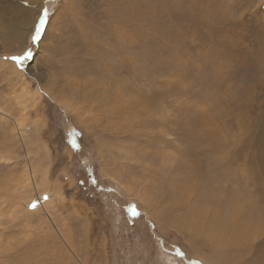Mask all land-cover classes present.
<instances>
[{
  "label": "rangeland",
  "instance_id": "374dc122",
  "mask_svg": "<svg viewBox=\"0 0 264 264\" xmlns=\"http://www.w3.org/2000/svg\"><path fill=\"white\" fill-rule=\"evenodd\" d=\"M1 154L0 264H264V0H0Z\"/></svg>",
  "mask_w": 264,
  "mask_h": 264
},
{
  "label": "trees",
  "instance_id": "16d2710c",
  "mask_svg": "<svg viewBox=\"0 0 264 264\" xmlns=\"http://www.w3.org/2000/svg\"><path fill=\"white\" fill-rule=\"evenodd\" d=\"M47 98V97H46ZM48 100V104H50L51 102H53V101H51V100H49V99H47ZM52 109L53 110H55V106L54 105H52ZM63 110V109H62ZM61 110V112L63 113V115L65 116V118H67V120L68 121H71V116L67 113H65L64 112V110L62 111ZM53 115L54 114H51L50 115V117H53ZM73 133L77 136L76 137V139H78V138H81L82 139V141L80 140L79 142H80V144H79V146H81V145H86L87 144V142H86V140L84 139V138H82V129H80V128H78V127H74V129H73ZM78 142V143H79ZM71 144H73V143H71ZM76 144V143H75ZM74 146V145H73ZM75 153H74V158H78V156L81 154V152L80 151H78V150H75L74 151ZM93 171H94V173H96V170H94L93 169ZM92 171H89V169H81V170H74V171H72V174L76 177V179H77V181H78V184H79V188H80V190L82 191V192H86L87 190H88V186H90L89 185V182H91L90 180L92 179V176H93V173H91ZM91 178V179H90ZM93 181V180H92ZM99 181H100V179H99V177H97V179H96V181H95V184H94V187H96L97 185H99ZM89 194H90V196H89V198L91 199V200H94V201H96V199H97V197H95V196H93V194H91V192H89ZM117 203H119V205H123L122 203H123V201L122 200H120L119 202H117ZM118 205V206H119ZM125 209V208H124ZM147 222V221H146ZM148 223V226H149V229H151V227H150V222L148 221L147 222ZM134 225V224H133ZM152 230V229H151ZM148 235L150 236V233H148ZM152 236L154 235L153 234V232H152V234H151ZM156 240V237L154 236V241ZM160 249L161 250H164L163 248H161L160 247ZM193 263H196V264H200V263H198L197 261H195V260H193L192 261Z\"/></svg>",
  "mask_w": 264,
  "mask_h": 264
},
{
  "label": "bare ground",
  "instance_id": "6f19581e",
  "mask_svg": "<svg viewBox=\"0 0 264 264\" xmlns=\"http://www.w3.org/2000/svg\"><path fill=\"white\" fill-rule=\"evenodd\" d=\"M7 64V63H6ZM30 92H26V91H23L22 93H21V95L19 96V99H22V101L23 102H26V100H27V98H29L28 97V95L30 96ZM16 121V120H15ZM15 127V132H16V135L18 136V138L21 140V143L22 144H28L29 143V134H28V132L29 131H27L26 130V125H25V123L23 122V121H17V123H16V125L14 126ZM33 145H34V143H33ZM1 156V159L3 160V161H6V157H5V154H1L0 155ZM13 156V155H12ZM11 160V159H10ZM2 162V161H1ZM31 172V171H30ZM35 172H36V170H35ZM29 173V172H28ZM14 175V174H13ZM41 175H42V181H43V185L47 188V182H49L48 181V178H47V174H46V170H45V172H44V174L43 173H41ZM12 176V175H11ZM27 178V177H26ZM33 180H36V178L35 179H33ZM29 182V181H28ZM24 183V182H23ZM35 182H33V184H34ZM28 184H30V182L28 183ZM26 185V184H25ZM36 185V184H35ZM34 185V186H35ZM28 186H30V185H28ZM28 186H26V187H28ZM18 187H19V185H18ZM30 188V187H29ZM33 188V187H32ZM27 189V188H26ZM37 189V188H36ZM36 189H33V190H35V191H37ZM44 189V188H43ZM30 190V189H29ZM28 190V191H29ZM30 191H32V190H30ZM30 193V192H29ZM43 193V192H42ZM56 193V192H55ZM32 196V195H31ZM10 198V197H9ZM12 198H13V200H14V204L17 206V207H20V206H23V207H25V206H27L31 201H32V197H30L27 201H25L23 204H22V202L20 201L21 199V196H17V197H15V194L13 193V195H12ZM61 198V197H60ZM41 199V198H40ZM0 200H2V199H0ZM24 200V199H23ZM230 201V200H229ZM41 203V202H40ZM221 203V202H220ZM225 203H227V202H225ZM1 204H3V203H1ZM15 205H14V208H15ZM228 206V205H227ZM12 207V206H11ZM28 207V206H27ZM16 209V208H15ZM27 209V208H26ZM218 210V209H217ZM222 210V209H221ZM16 211V210H15ZM218 212V211H217ZM16 217V216H15ZM14 217V218H15ZM208 219V218H207ZM211 222H213L212 220H211ZM217 222H219V221H217ZM232 224V223H231ZM233 225V224H232ZM217 226V225H216ZM242 231V230H241ZM240 235V234H239ZM242 235V234H241ZM244 235H245V233H244ZM246 235H248V234H246ZM238 236V235H237ZM237 236H236V239H237ZM231 237V236H230ZM61 238H63V237H61ZM245 238H246V236H245ZM232 239H234L233 237H232ZM239 239V238H238ZM228 242V241H227ZM237 242H238V240H237ZM10 250V249H9ZM261 256L262 255H260L258 258L260 259L261 258ZM264 257V256H263ZM262 257V258H263ZM258 259V260H259ZM204 261V260H203ZM213 263H214V261H212ZM260 262V261H259ZM262 263H264V259H263V261H261ZM252 263L254 264V262L252 261ZM255 263H256V260H255ZM210 264H212V263H210Z\"/></svg>",
  "mask_w": 264,
  "mask_h": 264
},
{
  "label": "snow or ice",
  "instance_id": "6c2138e0",
  "mask_svg": "<svg viewBox=\"0 0 264 264\" xmlns=\"http://www.w3.org/2000/svg\"><path fill=\"white\" fill-rule=\"evenodd\" d=\"M48 18H49L48 9L44 8L42 14L38 16L37 22L34 25L35 31L34 34H32L31 36L33 43H36L40 40L41 34L45 30V25L48 21ZM32 56H33L32 49L28 48L27 50L23 51L22 54L11 56L10 59L15 61L17 65H22L26 60H30ZM72 143L75 146V141H72ZM32 207H35V204H33ZM128 211L134 216L139 215V212L137 211L135 205L130 206ZM178 255H182V253H178Z\"/></svg>",
  "mask_w": 264,
  "mask_h": 264
},
{
  "label": "water",
  "instance_id": "95a60500",
  "mask_svg": "<svg viewBox=\"0 0 264 264\" xmlns=\"http://www.w3.org/2000/svg\"><path fill=\"white\" fill-rule=\"evenodd\" d=\"M30 73V72H29Z\"/></svg>",
  "mask_w": 264,
  "mask_h": 264
}]
</instances>
